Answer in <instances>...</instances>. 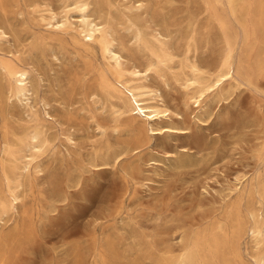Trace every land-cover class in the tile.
I'll return each mask as SVG.
<instances>
[{
	"label": "rangeland",
	"instance_id": "obj_1",
	"mask_svg": "<svg viewBox=\"0 0 264 264\" xmlns=\"http://www.w3.org/2000/svg\"><path fill=\"white\" fill-rule=\"evenodd\" d=\"M73 1L0 0V25L10 34L0 57L33 70L38 115L54 133L36 156L42 170H16L11 183L0 144V205L10 189L22 200L0 224V264H157L158 254L211 228L214 264H256L264 244L237 232L246 215L221 218L235 188L248 184L246 204L264 229V0H236L233 10L225 0H144L141 28L165 36L153 50L116 22L133 0H95L98 11L120 13L110 24L119 64L98 42L39 20L43 9ZM229 53L233 77L197 106L185 82L198 71L208 82L226 72ZM134 67L170 108L153 124L128 114L126 96L102 89L130 79ZM15 110L13 119L24 121ZM3 121L0 111V142Z\"/></svg>",
	"mask_w": 264,
	"mask_h": 264
},
{
	"label": "bare ground",
	"instance_id": "obj_2",
	"mask_svg": "<svg viewBox=\"0 0 264 264\" xmlns=\"http://www.w3.org/2000/svg\"><path fill=\"white\" fill-rule=\"evenodd\" d=\"M225 1L229 9L233 10L236 0ZM95 3V0H75L68 5L62 6L60 10L48 7L40 11L38 18L47 28L65 31L75 30L83 36L87 43L98 42L103 52L109 54L119 64L122 55L114 45L115 38L113 37V30L110 24L119 19L120 13H118L117 6H113V12L115 11L114 16L109 11L103 13L102 10H97ZM146 8L144 0L126 2L122 15L124 21L116 22L126 23L129 29H134L135 39L153 50L157 46V41L163 43L161 38H165V36L158 32L156 39H154L152 35H149L141 28ZM72 12H77V15L72 14ZM9 36V32L0 25V42L2 40L8 41ZM37 42H32L30 46L32 48L38 47ZM52 55L55 60L60 59L58 52L53 51ZM229 55V58L225 61L227 71L216 75L213 79L209 78L210 82L206 80L207 76L205 73L199 71L197 76L191 77L185 82L186 89H194L191 98L197 106H201L207 93L216 90L223 84L224 80L233 77V72L235 71L234 62L232 63L230 60L232 54L229 53ZM130 75V79L126 81L119 80L117 86L112 87L103 84V91L110 95H113V91H115L119 98L126 96L129 100L128 114L132 117H141L148 123L153 124L162 118V116L170 114V108L162 99H160L161 102L154 100L153 93L144 84L139 82L140 79L145 77V74L140 69L134 67ZM42 100V104L48 112L49 102L44 99ZM38 103L39 88L33 70L17 64L13 58L0 57V111L4 116V135L0 142L3 153L1 170L8 183L15 180L16 170H20L21 173H27L33 169L42 170L41 164L36 161V156L45 150H49L53 144L54 133L39 117ZM15 109L19 111L24 121L22 119H13L16 116ZM150 129L156 132L154 128L151 127ZM18 185L22 184L19 183ZM241 188V185L236 187V192L230 195L232 202L221 219L227 220L232 215L240 217L244 213L247 217V225L244 227L241 220H239L237 232L239 234L245 232L259 247L261 244H264V229L258 222L256 208L248 207L246 204V200L250 194L248 184H245ZM20 200L21 195L14 189H10L9 202L0 205V224L9 214V211L17 206ZM221 219L217 221L216 225L219 230H223L225 227ZM213 229H209L206 236L197 232L183 246L171 247L168 251L158 254L157 264H214L213 257L210 254V242L213 239L211 236L215 237ZM253 259L256 264H264V255Z\"/></svg>",
	"mask_w": 264,
	"mask_h": 264
}]
</instances>
